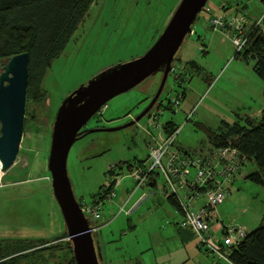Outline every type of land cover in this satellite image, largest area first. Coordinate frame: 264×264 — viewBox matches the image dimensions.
Instances as JSON below:
<instances>
[{
	"label": "rangeland",
	"instance_id": "obj_1",
	"mask_svg": "<svg viewBox=\"0 0 264 264\" xmlns=\"http://www.w3.org/2000/svg\"><path fill=\"white\" fill-rule=\"evenodd\" d=\"M178 1L93 0L62 53L52 60L41 82L44 97L37 102L25 101L24 125L16 156L13 163L0 175V247L2 251L16 250L18 246L25 247L17 252L21 255L19 259L4 264L70 262L69 240L58 237L65 232V227L51 194L49 172L46 169L54 112L62 98L77 85L104 68L142 54L155 40ZM243 2L247 4V11L254 10V21L259 22L264 32V6L256 5L258 0ZM219 6L220 0H207L203 10L207 9L213 14ZM222 13L227 15L230 11L214 13L205 27L221 33L223 37L228 35L230 40L229 34L211 29L209 23L211 18ZM202 14L203 12L198 13L191 25L195 34L191 32L184 38L177 56L196 61L208 73L211 84L207 86V79H202L195 72L189 75L182 69L183 64L174 61L176 70H182L184 75L181 76L184 78L178 85L168 74L157 99L161 108L176 91L184 90L185 95L179 106L172 108L174 112L164 110V113H158L156 120L158 123L168 118L174 120L179 127L175 144L180 143L190 152L208 146L206 137L196 122L214 129L221 121L232 123L239 120V117L249 116L257 120L264 109V82L252 70L253 60L242 53L234 54L231 40L225 38L220 42L216 36L209 41L210 32L199 29V23L205 18ZM160 76L161 73L156 72L107 100L101 114H93L85 122L84 129L97 127V120H101L103 115L118 117L107 124L110 127L133 119L147 104L150 99L148 97L154 94ZM188 105L192 108V113L185 120L191 109H185ZM155 111L156 106L147 112L148 116L143 115L131 125L111 131L87 132L72 143L66 156V175L73 195L80 202L89 204L98 195L100 188L107 185V169L110 164L127 160L133 162L137 161L134 160L136 158L143 160L147 157L144 139L150 140L157 133H154L157 129H152V117L149 116ZM145 129L152 131V136ZM254 169L253 161L245 160L233 181L225 183L231 191H228L221 205L215 207L219 220L243 225L247 231L264 222V185L246 178ZM118 170L122 174L128 173L125 164ZM130 179L125 176L121 184L114 187L116 196L113 198L114 201H121L124 194L126 195L124 191L129 189L130 196L124 210L131 203L136 204L129 214L130 221L125 223L123 211L117 213L116 203L113 205L105 202L101 210L107 211V207L111 208L112 214L117 213V219L114 218V222L97 231L101 238L105 236L109 245L121 246L119 249L125 251L135 246L131 239L132 233L136 237L139 235L141 239L144 216L152 211L154 215L162 213L161 202H167L159 191L162 184L160 176H156L157 187L141 185L132 192H129L131 185L127 187ZM168 207L173 209L169 203ZM131 226H134L132 233ZM216 235L219 236L220 232ZM128 238L131 243H125Z\"/></svg>",
	"mask_w": 264,
	"mask_h": 264
},
{
	"label": "water",
	"instance_id": "obj_2",
	"mask_svg": "<svg viewBox=\"0 0 264 264\" xmlns=\"http://www.w3.org/2000/svg\"><path fill=\"white\" fill-rule=\"evenodd\" d=\"M207 0H179L165 25L140 55L102 69L62 98L51 122L46 169L51 194L70 242L74 264H101L99 245L92 236L89 219L79 208L66 175V156L72 143L92 131L117 130L138 121L154 104L167 78L171 62L191 30ZM27 52L8 56L0 65V171L14 161L23 129L27 80ZM160 72L158 86L147 104L133 117L117 126L81 129L85 122L113 96L146 77ZM264 118V114H262ZM154 181H150L153 185Z\"/></svg>",
	"mask_w": 264,
	"mask_h": 264
},
{
	"label": "trees",
	"instance_id": "obj_3",
	"mask_svg": "<svg viewBox=\"0 0 264 264\" xmlns=\"http://www.w3.org/2000/svg\"><path fill=\"white\" fill-rule=\"evenodd\" d=\"M92 1L0 0V63L10 55L27 52L25 92L27 103L40 101L44 97L45 93L41 85L43 76L52 60L64 50ZM258 24L259 22L254 21L248 25L246 42L242 50L234 54L242 53L250 56L253 60L252 70L264 82V33ZM174 61H178L177 54L170 66L176 68ZM191 62L187 61L185 64L189 65ZM185 64L183 63L182 69ZM181 74L184 75L182 70ZM183 78L180 76L178 81H175L176 84L179 85V81ZM179 92L183 98L184 90ZM157 105L160 104L156 103ZM165 107L168 105L166 104ZM262 114H264V109L261 110ZM196 124L211 146L235 148L245 157V160H252L255 171L248 173L246 178L264 185V118L262 116L257 120L244 116L232 123L221 121L214 129L199 122ZM175 127L176 125H170L166 132H171ZM167 199L175 204L171 198ZM58 237H65V232ZM69 244L70 242L68 246ZM24 249L25 247L18 246L16 250L3 249L2 251L0 247V264L12 263L19 259L21 255L17 252ZM69 249L71 252L70 246ZM228 259L232 264H264V222L248 230L242 239L230 246ZM68 264H74L72 253Z\"/></svg>",
	"mask_w": 264,
	"mask_h": 264
},
{
	"label": "built area",
	"instance_id": "obj_4",
	"mask_svg": "<svg viewBox=\"0 0 264 264\" xmlns=\"http://www.w3.org/2000/svg\"><path fill=\"white\" fill-rule=\"evenodd\" d=\"M209 23L213 30L229 28L234 52L242 50L248 28L242 15L222 13L210 19ZM168 74L178 81L181 71L170 67ZM181 98V93L176 91L167 101L168 107L171 110L178 107ZM104 107L105 104L100 106L95 114L100 115ZM161 111L158 105L156 111L149 115L154 129L159 128L156 118ZM191 113L192 108L187 112L185 120L189 119ZM178 130L179 127L176 126L165 136L149 140L144 160L110 164L107 169V185L100 188L98 195L89 204L81 202L80 210L91 220H97L102 213L101 206L105 202L114 203V187L119 185L123 177L129 176L134 182L133 187L137 188L149 182L151 177L160 176V191L171 198L180 211L178 224L189 227L197 238L198 246L215 260L232 264L228 259L229 248L242 239L247 230L243 225L223 223L216 216L215 207L224 200L228 191L225 183L233 181L242 168L245 157L228 146L210 145L193 152L184 150L175 144ZM122 164H125L128 173L122 174L118 170ZM197 200L201 202L195 205ZM116 208L118 212L122 205L117 204ZM213 224L218 225L219 231L213 230ZM218 232L219 236L216 235Z\"/></svg>",
	"mask_w": 264,
	"mask_h": 264
},
{
	"label": "crops",
	"instance_id": "obj_5",
	"mask_svg": "<svg viewBox=\"0 0 264 264\" xmlns=\"http://www.w3.org/2000/svg\"><path fill=\"white\" fill-rule=\"evenodd\" d=\"M247 1H249V0H247ZM251 1H257V0H251ZM258 1L259 2L256 3V5L259 4L260 7L264 6V0H258ZM253 5L256 7L255 4H253ZM223 6H224V8H222ZM217 8H218V10L213 12V14H212V12L208 11L207 9L199 12V13L203 12V14L205 15V18H203L201 20V22L199 23V29L200 30L202 29L204 32H206L207 26L205 27V25H206L207 20L222 10H225V11L227 10L228 12L230 11V13H241V15L244 17V24L246 26L252 24L255 20L254 10L253 11H249V10L247 11V4L244 3L243 0H220V6ZM207 30L210 32L209 41L212 40V38L214 39L216 36L219 37L218 41H220V42H223L225 40V38L228 41H230L229 37H227L228 35H226V37H223L221 35V33L217 32V31H211L209 29H207ZM221 31L224 33L230 34L229 28H226V29L224 28ZM191 32H193V34H195V31L193 29L190 30V33ZM177 58H178L177 62L180 64H183V63L185 64L187 61H192L189 65L185 64L184 70H186L190 75L195 72V73H197V75H200L202 79H204V80L207 79V83H208L207 86H209L211 84V81L208 80V76H209V75H207L208 73L204 72V69H202L201 66L196 63V61H194L193 59L183 58V56H181V55L179 57L177 56ZM184 95H185V92H184ZM150 97H151V95L148 97V99ZM158 97H157V99H158ZM157 99L154 102V104L152 105V107L156 106ZM137 104L139 105V103H137ZM160 106L161 105H159V107ZM189 108H191L190 105L185 107L186 110H188ZM161 110L162 111L159 114L164 113L163 112L164 110H170V112L171 111L174 112V110H171V109H169V107H165V106H162ZM181 110H183V109H181ZM147 112L145 114H147V116H148ZM115 118H118V117H115V116L104 117V115H103L102 119L100 118L101 120H99V119L97 120V121H99V124L96 126H107V124H109V122ZM166 123H168L170 125H176L174 120H172L171 118H168L165 121L159 123V128H157V130H155V131L153 130L154 133L157 132L156 135H154V137L152 136V131L149 132L148 129H145V132L148 135H151L152 138H158V137L165 136L166 134H168L166 132V130L169 129V127H170V125H168V124L166 125ZM165 125H166V127H165ZM204 126L208 127L207 125H204ZM152 129H154V128H152ZM206 140H207V138H206ZM144 142H145L144 144L146 146L147 143L149 142V139H147V140L144 139ZM206 143H208V146H210V143L208 142V140ZM176 145L178 147L184 149V150H188L185 147H183L180 143H176ZM134 160H142V159L136 158ZM253 171H255V169ZM107 177H108V171H107ZM150 181L144 185H148L149 187H157L156 177H154V179H153V181H154L153 185H150ZM120 184H121V182L119 183V185ZM129 185H131V188H130L131 191H129V192H132L133 190L141 187V186H138L137 188H134L133 187L134 182L131 179L129 182H127V187H129ZM128 190H129L128 188L126 191L122 190V192L123 191L126 192V195L124 194V198H122L121 201H118L116 199V201H117L116 202L113 200L114 203H116V205L117 204L122 205L121 210L118 211L117 213H121V211L124 212L126 224L130 221L129 220V214H130L131 210L133 211L135 209L134 207L136 205V204L134 205V203H131V205L126 208L127 210L126 209H125L126 211L124 210L125 204L127 203L126 201H127L128 197L130 196L129 195L130 193H128ZM228 191H231L229 189V187H228ZM228 191H227V193H228ZM162 195H164V194H162ZM164 197L166 198L167 202L172 205L173 209L168 207L167 202H166L167 203L166 204L162 201L161 202V205L163 207L162 213L158 212V214L154 215L153 211H152L149 214L145 215L143 218V226H142V234L143 235H142L141 239L139 238V235L136 237V235L132 233L134 231L133 230L134 226H131L130 231L133 235V236H131V239H132V241L135 242V246H133V248L131 247V249L127 248L128 251H125L124 249L120 250L119 248H121V246L114 247L112 244L109 245L105 236H103V238H101V236L99 235L98 229L100 228V230H101V228H105V226H108L110 223H112V221L114 222V218L117 215L116 212H115L116 214L111 213L112 212L110 210L111 208L107 207V211H106V209L105 210L102 209V214L100 215L99 219L94 220V222H91L92 226L94 227V229L92 230V236L94 237V239L98 243L99 249H100V254H101L100 262H101V264H228V263L223 262V261L215 260L213 257H211L209 254H207L204 250H202L198 246L197 238L195 237L192 230L189 227H182L178 224L180 217H181V214H180V211L177 208V206L175 204H172L167 199L168 197H166L165 195H164ZM200 202H201L200 200H197L195 202V205L199 204ZM114 203H113V205H114ZM219 205H221V204H219ZM216 216H217V214H216ZM133 218H134V216H133ZM115 219H117V217ZM118 221H120V220H118ZM213 230H215L216 232L219 231L217 224H213ZM127 242L131 243L129 238L126 239L125 243H127ZM106 244H108V245H106Z\"/></svg>",
	"mask_w": 264,
	"mask_h": 264
},
{
	"label": "bare ground",
	"instance_id": "obj_6",
	"mask_svg": "<svg viewBox=\"0 0 264 264\" xmlns=\"http://www.w3.org/2000/svg\"><path fill=\"white\" fill-rule=\"evenodd\" d=\"M0 175H1V171H0ZM154 178L153 177H151L150 178V180H153ZM122 181V180H121ZM78 202H79V208H80V201L78 200ZM86 216V215H85ZM88 219H89V221H90V224H91V226H92V223H91V219L88 217V216H86ZM93 227V226H92Z\"/></svg>",
	"mask_w": 264,
	"mask_h": 264
},
{
	"label": "flooded vegetation",
	"instance_id": "obj_7",
	"mask_svg": "<svg viewBox=\"0 0 264 264\" xmlns=\"http://www.w3.org/2000/svg\"><path fill=\"white\" fill-rule=\"evenodd\" d=\"M81 129H84V125L81 127Z\"/></svg>",
	"mask_w": 264,
	"mask_h": 264
}]
</instances>
